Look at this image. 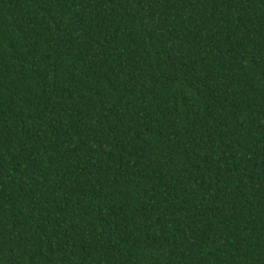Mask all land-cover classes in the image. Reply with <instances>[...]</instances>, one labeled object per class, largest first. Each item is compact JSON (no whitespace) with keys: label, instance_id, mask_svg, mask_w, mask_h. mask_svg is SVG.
<instances>
[{"label":"trees","instance_id":"trees-1","mask_svg":"<svg viewBox=\"0 0 264 264\" xmlns=\"http://www.w3.org/2000/svg\"><path fill=\"white\" fill-rule=\"evenodd\" d=\"M0 264H264V0H0Z\"/></svg>","mask_w":264,"mask_h":264}]
</instances>
